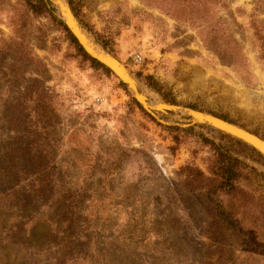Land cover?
I'll list each match as a JSON object with an SVG mask.
<instances>
[{"label": "rangeland", "instance_id": "374dc122", "mask_svg": "<svg viewBox=\"0 0 264 264\" xmlns=\"http://www.w3.org/2000/svg\"><path fill=\"white\" fill-rule=\"evenodd\" d=\"M73 4L151 109L197 107L264 140V0ZM120 84L52 17L0 0V264H264V162L217 128L147 111ZM217 152L248 178L222 195L238 232L222 231L206 199Z\"/></svg>", "mask_w": 264, "mask_h": 264}, {"label": "trees", "instance_id": "16d2710c", "mask_svg": "<svg viewBox=\"0 0 264 264\" xmlns=\"http://www.w3.org/2000/svg\"><path fill=\"white\" fill-rule=\"evenodd\" d=\"M27 2L30 7V10L33 12L35 17H39L41 15L50 16L53 18L54 22H57L60 25V27H62L63 31L67 34L70 42L75 46V49L78 52L79 56H81L85 61L90 62L94 68L101 69L105 71L107 74L113 75L108 68H106L97 60L91 58L84 51V49L79 45L78 41L71 34V32L69 31L66 25H64L61 21H57V19L54 16V9L48 7V5L51 6L50 3L45 2L44 0H27ZM69 2L72 11L75 13V16L78 18V14L73 4V0H69ZM104 48H108V46L104 45ZM148 85L151 88L160 91L158 88L159 85L156 84V82L152 78H149ZM120 86L123 87V84H120ZM168 102L176 104V102L171 98L168 99ZM192 108L199 110L197 107H192ZM212 114L232 124H237L236 122L229 120L227 117H224L222 115H217L214 113ZM167 129L171 132H183V133H189L195 131L193 127L187 129H181L179 127H167ZM219 133L222 138L225 139L228 138L230 139V141L238 145L241 148V153L245 154V156H248L249 158L258 162H264V157L255 149L250 147L248 144L242 142L241 140H237L229 135H226L224 133L221 132ZM253 134L258 135L256 132H253ZM174 139L176 141L179 140L178 137H175ZM206 143L213 145V143L208 140H206ZM172 150H176V148ZM242 167H243V162H241L240 160L231 158V156H229L228 153L223 154L218 152H217V158L215 160H211L209 164V171L213 177L209 179L210 186L206 195V199L207 202H209V204L212 205L216 218L221 224L222 231L224 232L233 233L239 231L237 225L234 224V217L231 211L232 209L228 205V202L226 203L223 200L222 195L226 194L229 195L230 197L234 196L237 191L238 183H240L241 180L243 179H248L247 176L244 175V170ZM191 169L192 171L197 172L200 178L203 177V173L199 169L197 168H191ZM248 183L250 184V182Z\"/></svg>", "mask_w": 264, "mask_h": 264}, {"label": "water", "instance_id": "95a60500", "mask_svg": "<svg viewBox=\"0 0 264 264\" xmlns=\"http://www.w3.org/2000/svg\"><path fill=\"white\" fill-rule=\"evenodd\" d=\"M59 10L60 16L64 22V24L67 26L71 34L76 38L78 41L79 45L84 49V51L93 59L97 60L100 62L102 65H104L106 68H108L116 78L119 79L120 82L125 84L127 88L131 91L132 95L134 98L141 104L142 107H144L147 111L152 112V110L161 112V113H166L168 111L171 112H180L186 116L189 117L190 120L187 121L188 126H195V125H203V124H214L216 126H222V127H235L238 130L241 131V127L236 126L234 124H231L223 119H220L214 115L208 114V113H203L197 110H193L190 108H185V107H180L176 105H170L167 109H157L156 106L153 107V109L150 108V106H146L145 103L139 99L143 87L140 85L139 81L136 79V77L129 71L117 58H115L113 55H111L108 51L103 49L100 45H98L93 38L89 35V33L83 28L79 20L76 18L74 12L72 11V8L68 2V0H50ZM83 32H86L91 38L92 41L94 42L95 45L100 47L101 51L100 53L96 54L93 53V49L88 46V44L85 41V35ZM111 58V59H110ZM116 59L118 64H120L125 71H127L130 76H132L134 82L136 83V87H131L130 84L124 81L125 74L124 71H122L117 64H114L112 60ZM122 72H121V71ZM139 95V96H138ZM204 116V117H203ZM204 122V123H201ZM226 125V126H225ZM206 126V125H205ZM231 129V128H230ZM245 130V129H244ZM244 134L242 135L243 139H239L242 142L248 144L250 147L258 151L261 155L264 156V140H262L260 137L250 133V132H245L243 131ZM235 133H237L235 131Z\"/></svg>", "mask_w": 264, "mask_h": 264}, {"label": "bare ground", "instance_id": "6f19581e", "mask_svg": "<svg viewBox=\"0 0 264 264\" xmlns=\"http://www.w3.org/2000/svg\"><path fill=\"white\" fill-rule=\"evenodd\" d=\"M83 34L85 35V41H86V43L88 44V46L90 47V48H92L93 49V53H96V54H98V53H100V51H101V49H100V47H98L97 45H95L94 44V42L90 39V37L86 34V32H83ZM111 59V58H110ZM113 61V63L114 64H117V66L122 70V71H124V74H125V77L126 78H124V81L125 82H127L128 84H130V86L131 87H136V83L134 82V80H133V78H132V76H130V74L127 72V71H125L124 70V68L120 65V64H118L119 63V61L116 59V61L115 60H112ZM117 61H118V63H117ZM120 70V71H121ZM121 71V72H122ZM139 96V95H138ZM140 98L139 99H141V101L143 102V103H145L146 104V106H148L147 105V103H146V98H145V96H143L142 94L139 96ZM168 107H170L169 105H167V104H163V103H159V104H157V106H156V108L157 109H167ZM204 117V116H203ZM201 123H204V122H201ZM206 124V123H205ZM206 125H210V126H212V127H214V128H217V129H219V130H221V131H223V132H226V133H228L229 135H231V136H233V137H235V138H238V139H243L242 137V135L244 134V132L243 131H245V132H247L246 130H244V129H241V131L240 130H238L237 128H235V127H229V126H227V127H222V126H216V125H214V124H206ZM226 126V125H225ZM231 128V129H230ZM235 131L237 132V133H235ZM264 151V150H263Z\"/></svg>", "mask_w": 264, "mask_h": 264}, {"label": "built area", "instance_id": "2783aa9c", "mask_svg": "<svg viewBox=\"0 0 264 264\" xmlns=\"http://www.w3.org/2000/svg\"><path fill=\"white\" fill-rule=\"evenodd\" d=\"M133 61H134V63H135L136 65H140V64L143 63L144 58H143V56H142L141 54H135V55L133 56ZM99 101H100V100H99Z\"/></svg>", "mask_w": 264, "mask_h": 264}]
</instances>
